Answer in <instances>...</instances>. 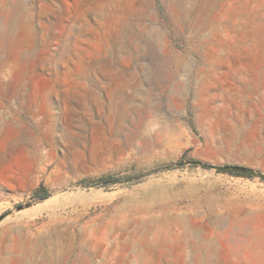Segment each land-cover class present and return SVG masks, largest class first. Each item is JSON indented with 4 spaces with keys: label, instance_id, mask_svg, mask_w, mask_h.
I'll return each mask as SVG.
<instances>
[{
    "label": "rangeland",
    "instance_id": "rangeland-1",
    "mask_svg": "<svg viewBox=\"0 0 264 264\" xmlns=\"http://www.w3.org/2000/svg\"><path fill=\"white\" fill-rule=\"evenodd\" d=\"M0 160V264H264V0H0Z\"/></svg>",
    "mask_w": 264,
    "mask_h": 264
},
{
    "label": "bare ground",
    "instance_id": "bare-ground-1",
    "mask_svg": "<svg viewBox=\"0 0 264 264\" xmlns=\"http://www.w3.org/2000/svg\"><path fill=\"white\" fill-rule=\"evenodd\" d=\"M115 4V3H114ZM108 10V9H107ZM120 105V104H119ZM108 112L110 113V112H123L122 110H119L118 109V102L117 101H115L114 99H111L110 98V100H109V106H108ZM125 112V111H124ZM112 113V114H113ZM115 114V113H114ZM114 114H113V116H114ZM118 114V113H117ZM116 114V115H117ZM119 115V114H118ZM121 116V115H120ZM115 118V117H114ZM120 119V118H119ZM47 135V134H46ZM32 141V140H31ZM33 146V145H32ZM21 147H23V146H21ZM20 147V148H21ZM23 149V148H22ZM20 150V149H19ZM23 151V150H22ZM1 161V160H0ZM43 204H45V203H43ZM41 207V205H34V207H33V212H36L37 210H39V208ZM31 210V211H32ZM125 218V217H124ZM172 218L174 219V218H176V220L177 219H179L180 218V216H178V215H170V212H166V211H161V212H159V213H157V214H147V215H130V216H127V219L128 220H132V222H135V224L137 225V226H139L140 228H141V232H142V236L144 237V238H146V242H144V245L142 246V248H143V250H145V251H147V253H151V252H153L154 251V248H153V246H151V243L148 241V239H147V235H146V233L148 234V232H149V230L152 228L153 230H154V233L152 234V238L153 237H155V236H159L160 235V232H162L163 230H169V223H170V221L172 220ZM185 220V216H181V218H180V220ZM129 222V221H128ZM173 222V221H172ZM177 222V221H176ZM182 222V221H181ZM185 222V221H184ZM179 223H180V221H179ZM114 224H116V223H114ZM113 224V225H114ZM118 224V223H117ZM123 224V223H122ZM150 224H152V225H150ZM176 224V223H175ZM112 225V224H111ZM110 225V226H111ZM119 225V224H118ZM171 225V224H170ZM179 225V224H178ZM181 225V224H180ZM109 226V227H110ZM126 226V225H125ZM118 227V226H117ZM116 227V228H117ZM120 227H121V224H120ZM96 228V227H95ZM138 228V227H137ZM136 228V229H137ZM172 228V227H171ZM120 229V228H119ZM62 232V231H61ZM110 232V231H109ZM116 232V231H115ZM122 232V231H121ZM132 232V231H131ZM152 232V231H151ZM105 233V232H104ZM166 233V232H165ZM53 235L57 238V240H55V241H53V242H48L47 240H49V239H45V242H46V244H48L47 246L49 247V249H50V251L51 252H57L58 254L59 253H63L62 251L63 250H65V249H62V247H61V244H60V242L58 241V235H59V232L58 231H54V233H53ZM127 235V234H126ZM129 235V234H128ZM127 240V239H126ZM83 242V241H82ZM45 244V245H46ZM99 246V245H98ZM92 247H93V245H92ZM100 247V246H99ZM98 247V248H99ZM65 248V247H64ZM90 248V247H89ZM88 248V249H89ZM87 249V250H88ZM98 250H100V248L99 249H89L88 250V258H92V256L93 255H96V252L98 251ZM109 250V249H108ZM49 251V250H48ZM101 251V250H100ZM105 251V250H104ZM103 252V251H102ZM48 253V252H47ZM100 253V252H99ZM98 253V254H99ZM146 253V254H147ZM48 255V254H47ZM50 255V254H49ZM66 256V255H65ZM47 257V256H46ZM50 257H52V256H50ZM49 258V257H48ZM64 258V257H63ZM53 260V259H52ZM66 260V259H65ZM88 260H90V259H88ZM53 262V261H52ZM29 264H36V262H34V261H32V263H31V261H29ZM61 264V263H60ZM88 264H91L90 262L88 263Z\"/></svg>",
    "mask_w": 264,
    "mask_h": 264
},
{
    "label": "water",
    "instance_id": "water-1",
    "mask_svg": "<svg viewBox=\"0 0 264 264\" xmlns=\"http://www.w3.org/2000/svg\"><path fill=\"white\" fill-rule=\"evenodd\" d=\"M205 166H209L208 164H204ZM215 168H218V169H221V170H225V169H231V170H234V171H237V172H243V173H248V174H254V175H257V176H260L262 178H264V174L263 173H258V172H255L254 170L252 169H249V168H246V167H242V166H214ZM42 199L40 200H43L45 197H41ZM23 206H18L17 208L18 209H21ZM4 217V215H1L0 216V220Z\"/></svg>",
    "mask_w": 264,
    "mask_h": 264
}]
</instances>
